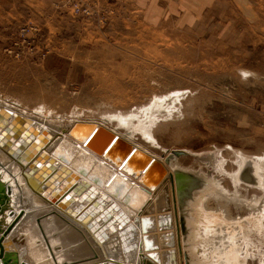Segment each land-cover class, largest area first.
<instances>
[{"label":"rangeland","instance_id":"rangeland-1","mask_svg":"<svg viewBox=\"0 0 264 264\" xmlns=\"http://www.w3.org/2000/svg\"><path fill=\"white\" fill-rule=\"evenodd\" d=\"M0 100L86 121L161 102L154 140L129 130L134 144L159 159L180 152L179 164L233 191L202 159L233 173L237 153L264 157V0H0ZM240 184L246 202L264 198Z\"/></svg>","mask_w":264,"mask_h":264},{"label":"bare ground","instance_id":"bare-ground-1","mask_svg":"<svg viewBox=\"0 0 264 264\" xmlns=\"http://www.w3.org/2000/svg\"><path fill=\"white\" fill-rule=\"evenodd\" d=\"M159 107L57 120L54 109L27 116L0 100V237L12 227L0 264H264V198L246 202L236 189H264V157L237 153L233 173L202 159L231 191L179 164L180 152H144L128 131L154 140ZM229 204L252 212L232 218Z\"/></svg>","mask_w":264,"mask_h":264},{"label":"water","instance_id":"water-1","mask_svg":"<svg viewBox=\"0 0 264 264\" xmlns=\"http://www.w3.org/2000/svg\"><path fill=\"white\" fill-rule=\"evenodd\" d=\"M0 194H2V193H0ZM0 203L2 204V201H0ZM1 211H2V207H0V212ZM11 228L12 227H9V229L6 230V232L0 237V259H2V261L4 259V254H5V252H4L5 249H4V245L2 242L4 240V237L11 231Z\"/></svg>","mask_w":264,"mask_h":264}]
</instances>
